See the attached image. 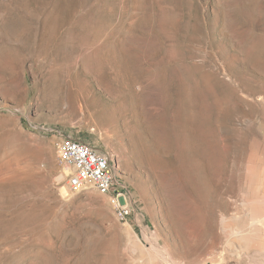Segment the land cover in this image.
<instances>
[{
    "label": "rangeland",
    "instance_id": "obj_1",
    "mask_svg": "<svg viewBox=\"0 0 264 264\" xmlns=\"http://www.w3.org/2000/svg\"><path fill=\"white\" fill-rule=\"evenodd\" d=\"M0 264H264V0H0Z\"/></svg>",
    "mask_w": 264,
    "mask_h": 264
},
{
    "label": "built area",
    "instance_id": "obj_2",
    "mask_svg": "<svg viewBox=\"0 0 264 264\" xmlns=\"http://www.w3.org/2000/svg\"><path fill=\"white\" fill-rule=\"evenodd\" d=\"M57 144L61 152V161L72 168L67 179L69 190L76 192L94 188L107 192L110 194V203L114 211L123 222L126 221L132 213V207L130 208L128 204L125 187L112 180L106 153L65 134L60 135Z\"/></svg>",
    "mask_w": 264,
    "mask_h": 264
},
{
    "label": "bare ground",
    "instance_id": "obj_3",
    "mask_svg": "<svg viewBox=\"0 0 264 264\" xmlns=\"http://www.w3.org/2000/svg\"><path fill=\"white\" fill-rule=\"evenodd\" d=\"M59 152H60V151H59ZM60 156H61V152H60ZM64 166L67 167V168H69V169L71 170V172H72V168H71V167H69V166H67V165H64ZM69 169H68V170H69ZM108 169H109V171H110V174H111L112 180L118 184V182H117V178L115 177L114 168H113V166L111 165V163L109 162V160H108ZM66 183H67V182H66ZM66 185H67V184H66ZM68 189H69V188H68ZM85 189H86V188H85ZM59 190L61 191V194H62V195H64V193L67 191L65 185L61 186ZM98 191L101 192V193H103V194H108L107 192H105V191H103V190H98ZM250 224H251V223H250ZM247 231H248V230H247ZM247 231H246V232H247Z\"/></svg>",
    "mask_w": 264,
    "mask_h": 264
}]
</instances>
